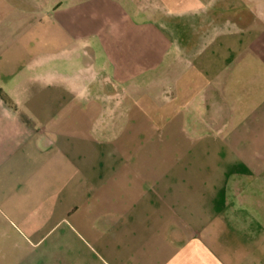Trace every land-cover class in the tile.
Listing matches in <instances>:
<instances>
[{
  "label": "crops",
  "instance_id": "crops-1",
  "mask_svg": "<svg viewBox=\"0 0 264 264\" xmlns=\"http://www.w3.org/2000/svg\"><path fill=\"white\" fill-rule=\"evenodd\" d=\"M222 3L136 85L162 40L117 0H0V264H264V2Z\"/></svg>",
  "mask_w": 264,
  "mask_h": 264
},
{
  "label": "rangeland",
  "instance_id": "rangeland-1",
  "mask_svg": "<svg viewBox=\"0 0 264 264\" xmlns=\"http://www.w3.org/2000/svg\"><path fill=\"white\" fill-rule=\"evenodd\" d=\"M117 2L122 8L119 11L128 17L127 24L124 26L160 35L157 37L162 40L160 46L164 47L161 48L163 53L158 54L159 51L157 52V57L160 60H156L158 62L157 64L155 62L153 69L150 68L146 69V72L135 73L134 84L136 85H142L141 83L148 80L166 85L167 81L173 80L175 75L172 69L180 67L181 60L184 65L191 64L192 55L196 52L198 45L201 46L204 43L203 40L198 41L196 34L201 20L218 15L224 8L222 0H117ZM193 7L196 10L191 11ZM100 12L104 13L101 9ZM100 27L105 34H110L113 29L119 30L121 24L116 23L115 25ZM201 37L205 38L204 36ZM90 45L95 46L93 41L90 42ZM156 45L160 48L158 43ZM126 100H121L119 105H114L116 114L124 112L129 101ZM103 110L106 113V109ZM105 123L107 124V127H105L106 132L92 135L100 140L99 142L103 145L110 141L112 131L117 130L124 122L114 119ZM93 129L95 130V128ZM201 155L206 159V154ZM189 156L192 159V156H196V154L175 155L178 160L182 159L184 161L188 160ZM171 157H174V155H171ZM166 159L168 160L169 157Z\"/></svg>",
  "mask_w": 264,
  "mask_h": 264
}]
</instances>
